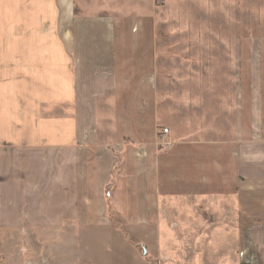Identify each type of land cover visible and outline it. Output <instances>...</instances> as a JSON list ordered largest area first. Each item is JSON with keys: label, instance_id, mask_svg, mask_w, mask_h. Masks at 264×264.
<instances>
[{"label": "crops", "instance_id": "obj_1", "mask_svg": "<svg viewBox=\"0 0 264 264\" xmlns=\"http://www.w3.org/2000/svg\"><path fill=\"white\" fill-rule=\"evenodd\" d=\"M87 4L0 0V224L77 230L103 222L109 147L124 150L111 196L124 222L156 227L168 197L237 196L243 209L246 194L263 215L264 40H255L248 107L255 134L160 136L153 18ZM124 137L139 145L123 146ZM241 233L240 251L264 264V217Z\"/></svg>", "mask_w": 264, "mask_h": 264}, {"label": "rangeland", "instance_id": "obj_2", "mask_svg": "<svg viewBox=\"0 0 264 264\" xmlns=\"http://www.w3.org/2000/svg\"><path fill=\"white\" fill-rule=\"evenodd\" d=\"M85 1L89 8L141 9L153 18L159 135L165 128L170 138L255 134V111L248 107H255V40H264V0ZM128 145L139 144L124 137ZM109 148L115 163L102 191L103 222L77 230L0 224V264H258L240 251L241 231L264 217L247 207L253 199L246 194L243 209L237 196L168 197L159 200L156 227L124 222L111 203L124 150Z\"/></svg>", "mask_w": 264, "mask_h": 264}, {"label": "built area", "instance_id": "obj_3", "mask_svg": "<svg viewBox=\"0 0 264 264\" xmlns=\"http://www.w3.org/2000/svg\"><path fill=\"white\" fill-rule=\"evenodd\" d=\"M168 132V129H163V133L166 134Z\"/></svg>", "mask_w": 264, "mask_h": 264}, {"label": "trees", "instance_id": "obj_4", "mask_svg": "<svg viewBox=\"0 0 264 264\" xmlns=\"http://www.w3.org/2000/svg\"><path fill=\"white\" fill-rule=\"evenodd\" d=\"M159 149L161 148V147H158Z\"/></svg>", "mask_w": 264, "mask_h": 264}]
</instances>
